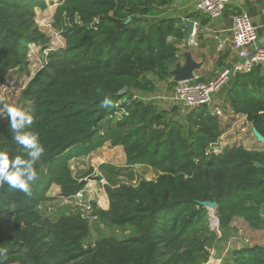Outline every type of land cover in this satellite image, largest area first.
I'll return each mask as SVG.
<instances>
[{"label":"trees","instance_id":"16d2710c","mask_svg":"<svg viewBox=\"0 0 264 264\" xmlns=\"http://www.w3.org/2000/svg\"><path fill=\"white\" fill-rule=\"evenodd\" d=\"M48 2L0 0V85L10 71L30 74L31 44L43 51L19 107L33 117L26 131L37 133L46 149L30 194L0 186V264H207L238 219L264 231V145L233 144L216 154L226 128L208 105L186 108L180 120L172 114L177 107L137 96L173 78L180 47L170 38L181 42L186 32L181 18L166 16L177 0H62L54 27L64 44L56 48L36 19ZM186 15L211 21L197 10ZM104 96L114 106L104 107ZM226 101L264 135V66L234 77ZM106 142L122 146L127 163L100 166L110 203L107 210L94 205V215L132 233L88 245L91 227L81 210L52 220L40 205L54 184L59 197L74 200L93 169L76 175L71 161ZM0 151L26 158L5 117ZM136 165L157 177L137 179ZM205 201L218 204L221 235ZM221 264H264V243L237 246Z\"/></svg>","mask_w":264,"mask_h":264},{"label":"rangeland","instance_id":"374dc122","mask_svg":"<svg viewBox=\"0 0 264 264\" xmlns=\"http://www.w3.org/2000/svg\"><path fill=\"white\" fill-rule=\"evenodd\" d=\"M48 1L49 4L46 9H37L36 19L40 29H42V31L46 33L47 37L50 38V48H56L64 44L63 38L54 27V13L57 5L62 0ZM42 52L43 51L40 47L31 44L28 50L30 74L18 71H10L7 74L6 83L4 85H0V107H3V105L5 104L15 105L19 107L20 103L21 105L25 103L24 101H22V92L24 90V87L28 84L30 78L41 68L44 62ZM163 81L164 80H157L156 89L153 92H138L137 96L144 101L155 103L160 108H166L172 111L174 107H177L176 112L172 114L175 118L183 120L185 118V115L188 113L187 109L183 106L175 104L170 100L169 97L172 93L174 85H171L170 82L167 83L166 80L165 82ZM227 85L229 86L230 83ZM227 85H225L223 89H221V92L219 91V94H221V96L225 95V93L227 92ZM224 104L225 108H227L228 106L226 102ZM227 109H229V107ZM221 119L223 121V125L226 128V132L222 135L221 139L230 141V145L243 144L247 148H253L248 145L250 138L254 139V141H256L257 143H260L252 132V125H250V123H248V121L244 118H230V120H227L223 117ZM246 127L248 129L245 130ZM104 163L112 164L117 167L126 166L127 160L123 147H114L111 146L109 142H106L104 146L98 148L92 153L86 156L77 157L71 161L72 169L76 175L89 172L91 169H93L91 175L87 176V178L89 179H100L98 178L99 175H102L100 166ZM133 170L135 171L137 179L139 180L141 178L154 179L157 177V172L150 167L136 165ZM101 184L97 181L94 185L95 187L91 191H88L86 196L88 197L90 193H94L95 197L97 196V198H100L105 202V197L107 199V193L105 192V188ZM58 195L59 187L54 184L50 187L46 194L48 199H45V201L40 205L41 211L50 219L56 220L63 214L81 210L77 207L74 200H67L66 198L59 197ZM104 202L103 206L107 207ZM213 215L216 216V213H214ZM88 219L91 227V232L87 239L88 245L93 244L95 241L104 236L124 238L132 233L131 228L113 226L107 221L97 218V216H95L94 214L89 215ZM241 227L243 229V232ZM215 228V230L217 231L219 227L215 226ZM250 243H264V231H255L250 227H247L241 219H238L233 224V226L229 228L226 237L221 240L220 244L215 250H219V255H221L220 258L223 261L227 257V255H230L231 251L234 248L243 244ZM213 254L214 257L217 256L215 255L214 250L212 252V256ZM222 254H224V256ZM212 256L211 258H213ZM207 264L212 263L209 261Z\"/></svg>","mask_w":264,"mask_h":264},{"label":"built area","instance_id":"2783aa9c","mask_svg":"<svg viewBox=\"0 0 264 264\" xmlns=\"http://www.w3.org/2000/svg\"><path fill=\"white\" fill-rule=\"evenodd\" d=\"M229 3L230 0H197L196 7L198 11L207 15L211 20H215L224 14ZM232 31V48L239 59L238 62L231 67L222 69L209 81H201L200 77L195 75L192 80L176 82L169 97L172 102L189 109L208 105L213 114L219 117L224 116L222 108L214 105L215 94L223 89L233 77L241 73H250L256 66L264 64V48L257 45L258 27L255 25L247 10L241 9L234 14ZM195 35L196 23L191 37ZM117 114L121 115V113ZM228 145L230 144L219 141L218 145H215L212 151L218 154ZM98 178L100 179L84 178L83 180L86 182V186L74 198L75 204L82 210L83 217L88 218L89 215L94 214V205L100 209L107 210L109 208L110 201L106 190V185H109V182L103 175H99ZM97 181L100 184L102 183L101 185L107 193L105 202L97 198V196L95 197L94 193H90L88 197L86 196L88 191H91L95 187L94 185ZM103 202L107 207L103 206ZM211 222L213 229H216L215 226L219 227V223L213 220ZM217 232L221 235L219 228ZM211 260L209 261L211 262ZM221 261L222 259H219L218 264Z\"/></svg>","mask_w":264,"mask_h":264},{"label":"crops","instance_id":"0c3cea01","mask_svg":"<svg viewBox=\"0 0 264 264\" xmlns=\"http://www.w3.org/2000/svg\"><path fill=\"white\" fill-rule=\"evenodd\" d=\"M196 3L197 0H177L175 4H172L171 6L167 7L166 15H170L171 17L181 18L183 24H185L184 20L187 18L196 23V35L194 37H191L189 43H186L184 39L181 42H177L175 38H170V42L172 43L176 42L177 45H179L180 47L179 61L182 64L185 62L183 53L187 50L192 51L193 57L197 61L203 62V67L200 69V71H197L195 74L199 76L200 79L201 77L212 79L222 69L226 67H231L238 62L239 59L232 48V39H233L232 27H233V16L236 12H238L241 9H245L248 11L255 25L258 27L257 45L259 47L264 48V0H230V3L227 5L224 14L218 19L211 20L206 25L201 24V20L199 18H191V17L189 18L186 15L187 13H192L195 10H197ZM182 22H180L179 25H181ZM186 30L187 28H185V31ZM261 65L264 66V64ZM172 80L174 81L173 78L166 81L167 83L168 82L172 83ZM233 81H234V77L228 82V84L230 83V85L229 86L227 85L228 88L226 86V91H228L229 88L232 86ZM163 82H165V80ZM221 91L222 90H220V92ZM220 92H218L214 96V105H218L223 109L224 112L223 117L227 120L228 119L230 120V118L232 119L244 118L245 120H247L246 115L236 114V112L229 106V103L225 101L227 92L223 96L219 94ZM225 102L229 107V109H227L228 107L225 108V104H224ZM248 123L250 122L248 121ZM250 125L252 124L250 123ZM246 129L248 128L246 127L245 130ZM221 140L223 143L226 142L229 144L231 143L230 141H225L224 139H220V141ZM248 145L255 148V147H259L260 143H257L256 141H254V139L250 138ZM59 192H60V188H59ZM250 244L252 245L254 243H250ZM213 250L215 252V255L217 256L214 257L213 254L212 256L213 258H211L212 259L211 263L218 264L219 259H221L220 258L221 255H219V250H215V249ZM222 255L224 256V254Z\"/></svg>","mask_w":264,"mask_h":264},{"label":"clouds","instance_id":"9594fccd","mask_svg":"<svg viewBox=\"0 0 264 264\" xmlns=\"http://www.w3.org/2000/svg\"><path fill=\"white\" fill-rule=\"evenodd\" d=\"M101 103L106 108L114 106L110 96H104ZM0 117L6 118L12 139L26 154V158H10L7 152L0 151V186L6 184L9 188L30 194L32 185L39 179L35 165L46 149L37 133L26 131L33 124V117L28 110L5 104L0 107ZM3 255V250H0V257Z\"/></svg>","mask_w":264,"mask_h":264},{"label":"water","instance_id":"95a60500","mask_svg":"<svg viewBox=\"0 0 264 264\" xmlns=\"http://www.w3.org/2000/svg\"><path fill=\"white\" fill-rule=\"evenodd\" d=\"M130 19H128L129 21ZM184 23L186 25V32L184 35V41L186 43H189L191 36L194 32L195 29V22L190 20V19H185ZM183 56L185 58V62L182 64L180 61H177L174 68L170 71L171 75L173 76V79L175 82H181V81H186V80H192L195 77V74L197 71H199L203 67V62L197 61L193 57V53L191 50H187L183 53ZM126 91V88H124L121 93H124ZM252 132L257 138V140L264 145V135L261 134L258 129L254 126H252ZM258 166H261L259 162H257ZM204 206H207L208 209L211 212V221H215L219 223V217L214 216L213 214L215 213L217 209V202L213 201H205L203 202Z\"/></svg>","mask_w":264,"mask_h":264}]
</instances>
